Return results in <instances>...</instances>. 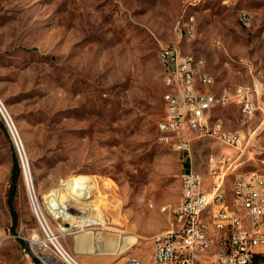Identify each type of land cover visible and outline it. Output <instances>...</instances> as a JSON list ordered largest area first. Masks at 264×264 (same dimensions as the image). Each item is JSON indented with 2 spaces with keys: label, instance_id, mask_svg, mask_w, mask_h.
Returning a JSON list of instances; mask_svg holds the SVG:
<instances>
[{
  "label": "rangeland",
  "instance_id": "374dc122",
  "mask_svg": "<svg viewBox=\"0 0 264 264\" xmlns=\"http://www.w3.org/2000/svg\"><path fill=\"white\" fill-rule=\"evenodd\" d=\"M171 43L203 59L216 81L213 91L264 81V0H0V96L51 227L83 264H124L129 257L148 262L154 237L171 228L182 202L187 163L209 185L211 155L236 159L231 183L242 172L264 173V99L246 125L236 104L213 112L225 128L243 130L241 150L203 136L191 141L185 157L160 141L166 104L158 52ZM75 175L95 180L88 200L92 208L100 205L105 227L72 226L48 210L50 193L58 188L67 199ZM72 203L71 212L88 211L85 203ZM61 225L70 226L63 235ZM91 230L128 234L139 243L121 254L79 251L78 235ZM35 234L43 232L25 167L0 114V264H45L37 244L32 248ZM212 251L220 252L221 244Z\"/></svg>",
  "mask_w": 264,
  "mask_h": 264
},
{
  "label": "built area",
  "instance_id": "2783aa9c",
  "mask_svg": "<svg viewBox=\"0 0 264 264\" xmlns=\"http://www.w3.org/2000/svg\"><path fill=\"white\" fill-rule=\"evenodd\" d=\"M240 17L243 23H250L246 12ZM158 55L166 57L170 69V81H164L166 113L159 123L160 141H167L185 157L197 137L209 136L238 150L245 147L243 130L225 128L214 119L213 112L236 104L241 112L240 122L248 124L263 109L264 81L253 78L233 91L216 92L210 89L216 81L205 70L203 59L183 52L175 43L162 46ZM0 107H6L1 96ZM2 117L12 136V131L18 129L13 127L9 111ZM14 143L25 167L28 159L21 155L19 142ZM235 161L225 153L208 158L212 177L209 191L204 189L202 174L193 167L186 168L181 175L185 200L176 207L171 228L154 237L148 262L129 257L124 264H264V173L253 170L237 174L229 201L226 180L237 169ZM28 190L30 195V187ZM30 198L42 235L47 238L32 243L34 251L35 244L39 248L35 251L38 258L45 264H83L58 243L38 195ZM199 210H207L209 220H202ZM218 244L221 251L213 252Z\"/></svg>",
  "mask_w": 264,
  "mask_h": 264
},
{
  "label": "bare ground",
  "instance_id": "6f19581e",
  "mask_svg": "<svg viewBox=\"0 0 264 264\" xmlns=\"http://www.w3.org/2000/svg\"><path fill=\"white\" fill-rule=\"evenodd\" d=\"M247 17V16H246ZM249 17V16H248ZM247 17V18H248ZM249 21V18H248ZM160 61L163 65L164 69V81H170V69L169 65L166 63V57H160ZM0 114L1 116H7L8 115V109L7 107H0ZM11 116V115H10ZM13 127L17 128L14 121H13ZM12 138L15 142H19V151L21 152V155L26 156V152L24 149V145L22 142V139L20 137V134L18 131H12ZM167 143V141H165ZM29 163H25V171L27 175V181H28V187H30V195H38L33 183L31 182V172L29 168ZM182 180V191H183V199L185 200V181L183 177H181ZM68 182V181H67ZM94 182L95 180L88 175H75L71 178L69 185L65 188L68 197L67 199H63L59 195V189H55L52 194L50 193L51 197L47 198V207L48 210L54 217H64L70 219V222L72 226H81L85 227V225H101L105 227L106 225V218L101 216V208L100 205H94L92 208L90 205V201L88 198L92 197L94 192ZM66 183V182H65ZM67 183V184H68ZM60 187V186H59ZM49 195V196H50ZM54 195V197H52ZM72 199L77 200L79 202L85 203L86 208L88 211L86 214H75L71 212V209L73 207ZM93 205V204H92ZM86 209H81L80 211H83ZM176 212V209L174 210ZM173 212V214H174ZM103 213V212H102ZM199 217H202V220H209V212L207 210H199ZM67 219V220H68ZM70 227V226H69ZM69 227L65 225H61L60 234L63 235V232L66 230H69ZM82 229V228H81ZM56 234V237L58 239V243L61 246H64L60 240V237ZM47 239L42 234H35L32 236V243L41 241ZM139 243V240L131 235L128 234H116V236H112L108 234L107 232L103 231H95L91 230L90 232H81L78 235V244L77 248L81 252H111L114 254H121L123 253L127 248L130 246H133L135 244ZM105 247H102V246ZM35 248V247H34Z\"/></svg>",
  "mask_w": 264,
  "mask_h": 264
},
{
  "label": "trees",
  "instance_id": "16d2710c",
  "mask_svg": "<svg viewBox=\"0 0 264 264\" xmlns=\"http://www.w3.org/2000/svg\"><path fill=\"white\" fill-rule=\"evenodd\" d=\"M187 168H189V163H187ZM14 197L15 196H12L9 199V206H10L11 212L13 214V229H15L17 224H18V214H17L15 207H14Z\"/></svg>",
  "mask_w": 264,
  "mask_h": 264
},
{
  "label": "crops",
  "instance_id": "0c3cea01",
  "mask_svg": "<svg viewBox=\"0 0 264 264\" xmlns=\"http://www.w3.org/2000/svg\"><path fill=\"white\" fill-rule=\"evenodd\" d=\"M213 115H214V113H213ZM208 183H206L205 181H204V189L206 190V191H209L210 189H211V185H209ZM232 185H233V183H231V181H230V179L229 178H227V180H226V192H227V195H228V200L230 201L231 200V197H232V195H231V191H232ZM210 187V188H209Z\"/></svg>",
  "mask_w": 264,
  "mask_h": 264
}]
</instances>
